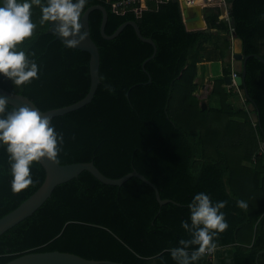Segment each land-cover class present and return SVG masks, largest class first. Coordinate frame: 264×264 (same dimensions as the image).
I'll return each instance as SVG.
<instances>
[{
	"label": "trees",
	"instance_id": "trees-1",
	"mask_svg": "<svg viewBox=\"0 0 264 264\" xmlns=\"http://www.w3.org/2000/svg\"><path fill=\"white\" fill-rule=\"evenodd\" d=\"M115 1L87 0L81 18L89 7L104 6L109 35L135 21L143 36L154 40L156 55L147 61L154 47L132 25L105 39L102 11L90 14L91 35L101 55V83L89 104L53 119L52 127L63 138L58 160L92 161L115 179L137 170L157 186L162 199L179 204L160 205L155 190L138 177L115 186L84 171L58 185L32 216L0 237V264L51 251L123 264H176L169 250L190 238L181 224L191 222L188 205L199 193L208 194L213 204L227 202L220 211L229 227L214 237V254L195 264H213L221 249L227 258L220 264H257V259L264 264V63L259 58H264V0H227L234 25L220 21L217 9L205 15L208 31L188 30L178 1L149 2L140 16L132 10L114 12ZM46 3L33 4L37 27L18 46L37 64L38 78L16 86L0 74L1 87L27 96L42 111L76 103L91 88V55L65 46L50 32L49 22L40 24ZM232 37L243 41L249 56L246 89L251 100L246 102L254 104L258 122L248 109L230 104L236 92L223 88V79L212 92L221 98L220 108L203 109L196 96L199 65L217 61L225 75L230 72ZM14 109L7 104L6 113ZM30 171L33 183L14 193L9 154L0 142V219L45 181L41 162H33ZM239 200L247 203L246 210L237 207Z\"/></svg>",
	"mask_w": 264,
	"mask_h": 264
},
{
	"label": "clouds",
	"instance_id": "clouds-1",
	"mask_svg": "<svg viewBox=\"0 0 264 264\" xmlns=\"http://www.w3.org/2000/svg\"><path fill=\"white\" fill-rule=\"evenodd\" d=\"M86 3L87 0H47L46 6H41L40 24L55 22L56 32L66 46L78 47L86 39L81 30V14ZM33 4L40 6L41 0H4L0 6V74L16 86L38 78L35 61L30 60L25 51L18 50L37 27L31 18ZM105 88L110 93L115 92L110 84H105ZM7 103L5 97H0V142L9 154L12 191L18 193L33 183L30 171L33 162L42 159L58 162L63 138L50 126V119L37 110L25 105L6 113ZM226 204V201L213 204L205 193L194 196L188 205L191 222L181 224L190 238L179 240V246L169 250L176 264H195L205 254L216 251L214 237L229 227L220 211ZM237 207L246 210L248 205L239 200ZM192 246L198 247L189 252Z\"/></svg>",
	"mask_w": 264,
	"mask_h": 264
},
{
	"label": "water",
	"instance_id": "water-1",
	"mask_svg": "<svg viewBox=\"0 0 264 264\" xmlns=\"http://www.w3.org/2000/svg\"><path fill=\"white\" fill-rule=\"evenodd\" d=\"M174 1H178L181 4L182 14L188 30H192V31L207 30L203 23V16L205 13L204 10H202L199 6L196 5L189 6L185 0H174ZM94 10H100L103 13L101 34L105 39L112 40L118 37L121 34V32L126 28V26L132 25L135 28L138 37L142 41L147 42L153 45L154 47V53L147 61L155 57L157 52V46L152 38H147L143 36L138 23H136L135 21L124 22L118 27V29L113 34L109 35L106 33V25L108 21L107 9L102 5H93L84 12L81 18V24H82L81 30L84 34H86V39L78 47L74 48L77 50L86 51L91 55V60H90L91 88L89 93L84 99L68 106L55 108L48 111H42L27 96L20 93L9 91L1 86H0V97H5L8 101L7 104L12 105L15 108H19L20 106L27 105L33 108L34 110H37L43 116H46L50 119L51 127H52V121L55 117L65 115L69 112L75 111L89 104L93 100L98 90V87L101 83V79H100L101 55L98 45L95 43V41L92 38L91 28H90V14ZM221 10H222V15H225L226 14L225 5L221 6ZM49 23H50V32L55 34L56 38L65 44L63 38H61L56 32L55 22L49 21ZM231 24L234 25V18H231ZM248 57L249 56H245L243 53L234 55L235 59L242 61V66L240 71L241 74L235 77V81L239 86L244 87L247 98L251 100L246 89V74H247L246 66H247ZM259 58L264 63V58L261 56H259ZM225 81L227 85H231L232 76H226ZM202 108L203 109L207 108L206 103H202ZM258 119H259V115H258ZM40 162L46 170L45 181L28 199H26L17 208H15L13 211L9 212L0 219V237L8 230L12 229L14 226L25 220L26 218L32 216L52 196L55 188L58 185L68 182L69 180H72L74 178H77L84 171H89L104 184L115 185V186H121L125 182H127L130 178L138 177L147 184H149L155 190L156 197L160 205L163 206L168 203L179 204L172 199H162L160 195V191L157 188V186L149 179H147L144 175L139 173L137 170H134L131 173L126 174L121 178L115 179V178H110L106 176L104 173H102L100 169L92 161L61 164L59 160L58 162H53L47 159H42ZM256 262L258 264V259ZM6 264H123V263L114 262L110 260H92V259H86L82 256L72 253L51 251V252L27 253ZM213 264H217L216 261Z\"/></svg>",
	"mask_w": 264,
	"mask_h": 264
},
{
	"label": "crops",
	"instance_id": "crops-1",
	"mask_svg": "<svg viewBox=\"0 0 264 264\" xmlns=\"http://www.w3.org/2000/svg\"><path fill=\"white\" fill-rule=\"evenodd\" d=\"M229 4H231V3L229 2ZM218 10L221 12V15H222L221 8ZM229 10H230V8H229ZM215 11L217 12V9H215ZM203 23L205 25V28L208 31L209 23L207 20H205V14L203 16ZM219 34L222 36H225V35H227V32L222 31ZM231 53H232L231 54L232 64H231V70L228 73V75H225L223 73L221 62L212 61V62H205L202 65H199L200 70H199L198 77L196 79V82L198 83L199 86H198V90L196 92V96L198 97L201 105H202V103H206L208 105V107L220 108L221 107V98L219 96L213 95L212 92L214 90L216 82L223 79V82L221 84L222 87L227 89V90L232 88L236 92V94L231 96L230 101H229L230 104H232L234 107H236L238 109H248L249 111H251V116L253 118V121L258 122V120H259L258 119V112L256 111V108L252 102L251 103L246 102V99H247L246 93L243 90H242L243 91L242 94L239 93V90L234 85H232V84L227 85V83L225 81L226 76H233L234 73H238L239 75L241 74L240 71H241L242 61H239V60L234 58L235 54H239V53L244 54V52H243V41L240 38L232 37ZM220 251L222 254L216 256L214 259L217 264H220L221 263L220 261L226 260V258H227L225 249H221Z\"/></svg>",
	"mask_w": 264,
	"mask_h": 264
},
{
	"label": "built area",
	"instance_id": "built-area-1",
	"mask_svg": "<svg viewBox=\"0 0 264 264\" xmlns=\"http://www.w3.org/2000/svg\"><path fill=\"white\" fill-rule=\"evenodd\" d=\"M170 1L172 0H116L115 2L112 3V8L113 11L118 14H125L128 11L132 10L137 14V16H140L142 12L147 9L149 2H153L157 5H160ZM185 1L189 6L196 5L199 6L202 10H204L207 7L212 9H220L222 5H225L226 14L221 15L220 21L227 22L231 26H233L231 24V15L229 12L231 10V4H229L227 0H185ZM238 75H239L238 73L233 74L232 85H234L239 90V93L242 94L243 91L241 89V86H239L235 81V77H237ZM262 151L264 152V143L262 144ZM213 254L214 252L212 253V255Z\"/></svg>",
	"mask_w": 264,
	"mask_h": 264
},
{
	"label": "rangeland",
	"instance_id": "rangeland-1",
	"mask_svg": "<svg viewBox=\"0 0 264 264\" xmlns=\"http://www.w3.org/2000/svg\"><path fill=\"white\" fill-rule=\"evenodd\" d=\"M204 12H205V15L207 16H209V15H211V14H213V12H215V10L214 9H212V8H209V7H207V8H205L204 9ZM207 105V104H206ZM207 108H208V105H207ZM223 252V251H222ZM215 261V260H214Z\"/></svg>",
	"mask_w": 264,
	"mask_h": 264
}]
</instances>
